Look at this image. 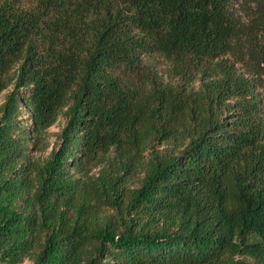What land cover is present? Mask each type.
Listing matches in <instances>:
<instances>
[{"label": "trees", "instance_id": "1", "mask_svg": "<svg viewBox=\"0 0 264 264\" xmlns=\"http://www.w3.org/2000/svg\"><path fill=\"white\" fill-rule=\"evenodd\" d=\"M263 74L264 0H0V264H264Z\"/></svg>", "mask_w": 264, "mask_h": 264}, {"label": "rangeland", "instance_id": "2", "mask_svg": "<svg viewBox=\"0 0 264 264\" xmlns=\"http://www.w3.org/2000/svg\"><path fill=\"white\" fill-rule=\"evenodd\" d=\"M160 67H161L160 69L162 73L167 69L166 65H163ZM259 83H260V86L257 88L256 91H257V95L260 101L261 109L264 113V74L260 78ZM11 90H12V87H9L0 94V115H1L2 105L6 100V96L8 95L9 92H11ZM19 119H21L20 120L21 123H25L24 119H26V116L21 115ZM65 123H66V117L64 114H62L58 118L57 122L48 129L47 148L43 151H36L33 145L29 144V155L33 156L34 158H41V159L47 158L51 150L57 147L58 145L57 135L60 133L62 128L65 126ZM95 172H97V169L95 170ZM22 264H32V262L29 260H25L24 263Z\"/></svg>", "mask_w": 264, "mask_h": 264}]
</instances>
